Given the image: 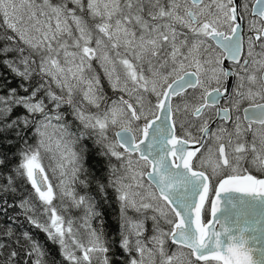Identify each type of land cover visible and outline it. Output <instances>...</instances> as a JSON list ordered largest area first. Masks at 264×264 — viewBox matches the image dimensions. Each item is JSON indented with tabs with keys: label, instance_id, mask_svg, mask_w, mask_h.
<instances>
[{
	"label": "snow or ice",
	"instance_id": "6c2138e0",
	"mask_svg": "<svg viewBox=\"0 0 264 264\" xmlns=\"http://www.w3.org/2000/svg\"><path fill=\"white\" fill-rule=\"evenodd\" d=\"M0 264H264V0H0Z\"/></svg>",
	"mask_w": 264,
	"mask_h": 264
},
{
	"label": "water",
	"instance_id": "95a60500",
	"mask_svg": "<svg viewBox=\"0 0 264 264\" xmlns=\"http://www.w3.org/2000/svg\"><path fill=\"white\" fill-rule=\"evenodd\" d=\"M255 215L257 216V218H259V216H260V209H257L256 210ZM257 247H259V245H257ZM253 255H254V257L258 258V253H254Z\"/></svg>",
	"mask_w": 264,
	"mask_h": 264
},
{
	"label": "trees",
	"instance_id": "16d2710c",
	"mask_svg": "<svg viewBox=\"0 0 264 264\" xmlns=\"http://www.w3.org/2000/svg\"><path fill=\"white\" fill-rule=\"evenodd\" d=\"M41 238H43V237L41 236Z\"/></svg>",
	"mask_w": 264,
	"mask_h": 264
}]
</instances>
